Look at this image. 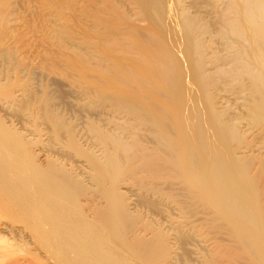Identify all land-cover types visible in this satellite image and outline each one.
I'll return each instance as SVG.
<instances>
[{
  "label": "bare ground",
  "instance_id": "obj_1",
  "mask_svg": "<svg viewBox=\"0 0 264 264\" xmlns=\"http://www.w3.org/2000/svg\"><path fill=\"white\" fill-rule=\"evenodd\" d=\"M33 1L0 0V257L264 264V0Z\"/></svg>",
  "mask_w": 264,
  "mask_h": 264
},
{
  "label": "rangeland",
  "instance_id": "obj_2",
  "mask_svg": "<svg viewBox=\"0 0 264 264\" xmlns=\"http://www.w3.org/2000/svg\"><path fill=\"white\" fill-rule=\"evenodd\" d=\"M24 1V3H26V4H28V5H31L30 7H31V9H32V11H30V16L32 15L33 17H35L36 15H38L36 12H35V10H34V8H33V3H34V1L33 0H23ZM26 1V2H25ZM29 1V2H28ZM30 3V4H29ZM34 11V12H33ZM32 12V13H31ZM31 16V17H32ZM30 17V18H31ZM11 249V248H10ZM8 250L7 252H9L8 253V256H7V253L5 252V255H6V257L5 256H1L0 257V264H37L38 263V261L37 260H35L34 258H36L37 259V257L39 258V259H41V261H40V263L39 264H51L50 263V261L48 260V259H46V258H44V256H42V254H40V253H38V254H36L35 256H32V254H31V256L28 254L29 252H30V249H27L26 248V250L27 251H29V252H25L24 254H23V252H21V253H18V251H17V247L14 245L13 247H12V251L13 252H11V250ZM17 251V252H16ZM16 254V255H15ZM24 255V256H23ZM12 256V257H11ZM23 256V257H22ZM3 257V258H2ZM26 257V258H25ZM27 257H31V258H27ZM29 259H32V260H29ZM15 260V261H14ZM31 261V262H30ZM42 261H44V262H42ZM42 262V263H41Z\"/></svg>",
  "mask_w": 264,
  "mask_h": 264
}]
</instances>
